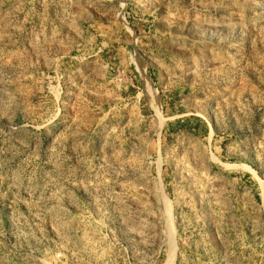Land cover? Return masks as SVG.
Returning a JSON list of instances; mask_svg holds the SVG:
<instances>
[{
  "label": "rangeland",
  "instance_id": "rangeland-1",
  "mask_svg": "<svg viewBox=\"0 0 264 264\" xmlns=\"http://www.w3.org/2000/svg\"><path fill=\"white\" fill-rule=\"evenodd\" d=\"M0 264H264V0H0Z\"/></svg>",
  "mask_w": 264,
  "mask_h": 264
},
{
  "label": "bare ground",
  "instance_id": "bare-ground-1",
  "mask_svg": "<svg viewBox=\"0 0 264 264\" xmlns=\"http://www.w3.org/2000/svg\"><path fill=\"white\" fill-rule=\"evenodd\" d=\"M149 92V91H148ZM151 93H152V91H151ZM152 95V94H151Z\"/></svg>",
  "mask_w": 264,
  "mask_h": 264
},
{
  "label": "trees",
  "instance_id": "trees-1",
  "mask_svg": "<svg viewBox=\"0 0 264 264\" xmlns=\"http://www.w3.org/2000/svg\"><path fill=\"white\" fill-rule=\"evenodd\" d=\"M197 119V118H196ZM202 121V120H201Z\"/></svg>",
  "mask_w": 264,
  "mask_h": 264
}]
</instances>
